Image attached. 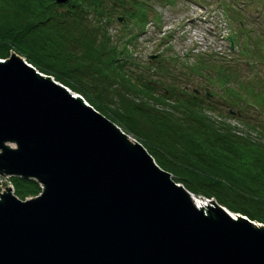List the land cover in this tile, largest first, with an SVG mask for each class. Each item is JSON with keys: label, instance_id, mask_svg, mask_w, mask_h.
I'll return each instance as SVG.
<instances>
[{"label": "water", "instance_id": "water-1", "mask_svg": "<svg viewBox=\"0 0 264 264\" xmlns=\"http://www.w3.org/2000/svg\"><path fill=\"white\" fill-rule=\"evenodd\" d=\"M0 175L39 186L23 199L0 188V264H264L263 222L195 202L139 141L14 51L0 60Z\"/></svg>", "mask_w": 264, "mask_h": 264}, {"label": "trees", "instance_id": "trees-1", "mask_svg": "<svg viewBox=\"0 0 264 264\" xmlns=\"http://www.w3.org/2000/svg\"><path fill=\"white\" fill-rule=\"evenodd\" d=\"M143 3L0 0V57L13 50L39 71L80 93L136 138L161 168L193 194L212 196L229 210L264 222V133L260 132V137L232 133L224 123L206 115L204 105L193 94L181 98L174 87L167 93L155 92L151 84L139 80V73L131 75L130 65L136 62H131L126 47L132 38L128 32L117 49L106 41L109 10L121 11L125 20L130 19L141 30L146 21ZM92 21L95 32L91 31ZM95 34L101 43H95ZM125 62L130 65L122 67L128 64ZM215 71L220 82L236 72L224 64ZM110 83L112 87H107ZM241 94L230 93L235 99ZM114 95L117 98L111 101ZM246 124L256 131L252 123ZM9 179L20 198L39 189L31 179Z\"/></svg>", "mask_w": 264, "mask_h": 264}, {"label": "rangeland", "instance_id": "rangeland-1", "mask_svg": "<svg viewBox=\"0 0 264 264\" xmlns=\"http://www.w3.org/2000/svg\"><path fill=\"white\" fill-rule=\"evenodd\" d=\"M142 1L146 21L137 36L126 43L131 62L136 64L129 61L122 67L130 65L132 77L141 72L139 80L151 84L155 92L167 93L174 87L181 98L193 94L204 105L203 112L232 133L260 137V132L264 133V0ZM109 13L106 41L117 49L122 36L137 26L117 9ZM92 22L91 31L95 32ZM226 34L233 48L227 47ZM99 37L95 34L96 44L102 42ZM220 64L236 70L235 76L229 73L225 82L217 81L215 69ZM231 92H241L243 97L235 99ZM115 98L110 96L111 101ZM247 122L256 131L250 130ZM9 177L0 175V188L8 186L14 194Z\"/></svg>", "mask_w": 264, "mask_h": 264}, {"label": "bare ground", "instance_id": "bare-ground-1", "mask_svg": "<svg viewBox=\"0 0 264 264\" xmlns=\"http://www.w3.org/2000/svg\"><path fill=\"white\" fill-rule=\"evenodd\" d=\"M192 197L194 198L195 202H201L202 200L206 199L205 197L196 196L194 194H192Z\"/></svg>", "mask_w": 264, "mask_h": 264}]
</instances>
